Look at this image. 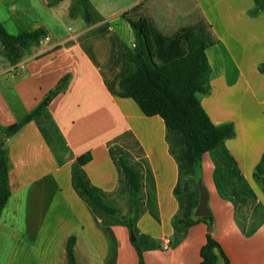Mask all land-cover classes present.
<instances>
[{
    "label": "crops",
    "instance_id": "obj_1",
    "mask_svg": "<svg viewBox=\"0 0 264 264\" xmlns=\"http://www.w3.org/2000/svg\"><path fill=\"white\" fill-rule=\"evenodd\" d=\"M36 1L31 3L34 10ZM40 1L59 15L51 0ZM72 1L61 0L56 7L63 6L71 16ZM90 1L103 17L102 23H110L118 34L119 25L113 22L128 24L121 16L135 7V17L151 19L167 36L182 28L207 27L213 41L206 51L212 71L210 91L200 95V100L216 125L234 126L236 135L226 146L264 209V190L255 179L264 154V74L260 71L264 66V11L253 14V0H130L126 5L122 0ZM5 5L6 0H0L3 26L11 21L4 13ZM6 7L19 16L15 2ZM76 18L81 25L67 36L54 34L46 24L36 25V30L42 27L48 31L49 39L27 51L16 66L7 62L0 46V129L23 121L70 75L67 89L51 101L49 110L73 157L92 155L84 168L91 182L107 192L116 189L118 171L109 144L127 132L137 139L151 166L160 222L147 213L137 227L159 241L160 247L143 253L144 264H200L210 224L200 221L175 243L179 169L166 142L163 119L147 117L134 100L110 93L79 41L101 23L89 27L81 17ZM124 41L134 47V31ZM5 147L12 195L0 219V264H69L67 246L72 237L76 238V264H108L109 242L73 188L72 161L58 165L35 122L6 139ZM213 173L212 157L206 154L197 168V183L201 180L210 193L211 233L231 264H264V211L253 209L237 219L233 202L219 195ZM128 211L125 208L123 215ZM113 233L115 264H139L130 230L115 226ZM167 240L170 246L166 250ZM216 253V264H224Z\"/></svg>",
    "mask_w": 264,
    "mask_h": 264
},
{
    "label": "trees",
    "instance_id": "obj_2",
    "mask_svg": "<svg viewBox=\"0 0 264 264\" xmlns=\"http://www.w3.org/2000/svg\"><path fill=\"white\" fill-rule=\"evenodd\" d=\"M60 1L51 0V5ZM253 1L256 7L253 14L264 11V0ZM74 2L77 9L75 6L70 8L71 17L80 16L88 26L101 23L79 41L99 69L110 93L134 100L145 116L161 117L165 123L166 142L179 169L175 188L179 210L173 219L175 243L181 242L189 229L200 221L214 224L213 216L193 217L200 200L197 168L206 154L212 157L217 191L221 197L233 202L237 219L246 217L253 209L264 211L226 146V141L236 135L234 126L216 125L200 100V95H207L210 91L212 71L206 51L213 41L207 27L182 28L167 36L151 19L144 16L133 19L128 17L130 12H126L121 17L133 29L136 40L135 46L130 47L110 23H102L103 17L95 11L90 0ZM135 10L136 7L132 12ZM47 38L49 33L42 27L13 35L0 24V46L12 66L18 65L27 51L40 46ZM260 71L264 74V66ZM70 78V75L62 78L45 101L23 121L0 129V219L12 195L5 140L26 124L35 122L58 165L64 166L72 161L73 188L109 242L108 264H115L117 258L115 226L133 228L137 238L133 245L139 255V264H144L143 253L160 247L159 241L142 234L137 227L140 218L147 213L160 222L151 166L137 139L127 132L109 144L118 171L116 189L107 192L91 182L84 168L92 160V155L73 157L49 110L51 101L67 89ZM255 179L264 190V154L256 168ZM125 208L131 211L123 215ZM75 245L76 238H70L67 246L69 264H76ZM216 251L224 259V264H231L212 233L201 251L200 264H216Z\"/></svg>",
    "mask_w": 264,
    "mask_h": 264
},
{
    "label": "rangeland",
    "instance_id": "obj_3",
    "mask_svg": "<svg viewBox=\"0 0 264 264\" xmlns=\"http://www.w3.org/2000/svg\"><path fill=\"white\" fill-rule=\"evenodd\" d=\"M34 1L35 0H6V5L5 7H3V9L4 13L11 18V21H7V25H5L4 27L10 34L17 35L22 32L35 31V26L42 23L48 25L54 34L62 36H67L71 33H76L78 31L81 25L80 20H78V18H73L66 14V12L63 10V6L61 7L59 5L58 7H56L59 2L54 3L55 9H57L59 14L56 16L50 10L44 8L41 5L40 0L36 1L38 5L36 10H34V8L31 7V3H33ZM129 1L130 0H122V4L126 5ZM14 2L18 6V17L12 15L13 13L11 14L9 7H6L8 6V4H13ZM95 2H97V0H95ZM54 5H51V7H54ZM72 6H75V8L77 9L74 0L71 2V7ZM135 16H137V13L131 11L129 17H132L133 19L138 18ZM114 19L115 18H113V20ZM113 23H115V25H119L117 27L119 35L123 37V40L128 41L131 38V35L133 34L132 28L125 22H120V24H118L114 21ZM69 28H71L72 31H69Z\"/></svg>",
    "mask_w": 264,
    "mask_h": 264
},
{
    "label": "water",
    "instance_id": "obj_4",
    "mask_svg": "<svg viewBox=\"0 0 264 264\" xmlns=\"http://www.w3.org/2000/svg\"><path fill=\"white\" fill-rule=\"evenodd\" d=\"M198 189L200 192V200L199 205L195 210V217L197 218H207L212 216V212L209 208V201H210V193L207 189V187L203 184L201 180L198 181ZM213 231V226L210 225L209 232L211 233ZM131 239L132 242H135L137 240L135 232L133 228L130 229Z\"/></svg>",
    "mask_w": 264,
    "mask_h": 264
},
{
    "label": "built area",
    "instance_id": "obj_5",
    "mask_svg": "<svg viewBox=\"0 0 264 264\" xmlns=\"http://www.w3.org/2000/svg\"><path fill=\"white\" fill-rule=\"evenodd\" d=\"M48 39H49V38H47L46 40L42 41V43H43V42H47ZM169 246H170V241L167 240L166 245H165V249H166V250L169 249Z\"/></svg>",
    "mask_w": 264,
    "mask_h": 264
}]
</instances>
